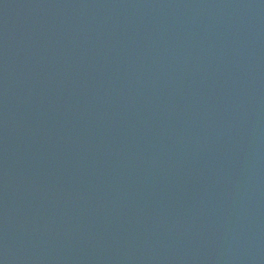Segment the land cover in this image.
Masks as SVG:
<instances>
[{
    "label": "water",
    "instance_id": "water-1",
    "mask_svg": "<svg viewBox=\"0 0 264 264\" xmlns=\"http://www.w3.org/2000/svg\"><path fill=\"white\" fill-rule=\"evenodd\" d=\"M0 264H264V0H0Z\"/></svg>",
    "mask_w": 264,
    "mask_h": 264
}]
</instances>
